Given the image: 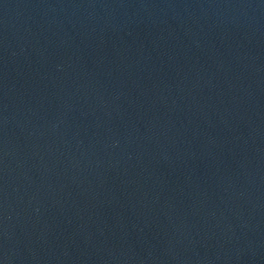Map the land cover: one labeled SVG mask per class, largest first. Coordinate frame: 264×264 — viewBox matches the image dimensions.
<instances>
[{"label":"water","instance_id":"obj_1","mask_svg":"<svg viewBox=\"0 0 264 264\" xmlns=\"http://www.w3.org/2000/svg\"><path fill=\"white\" fill-rule=\"evenodd\" d=\"M0 264H264V0H0Z\"/></svg>","mask_w":264,"mask_h":264}]
</instances>
